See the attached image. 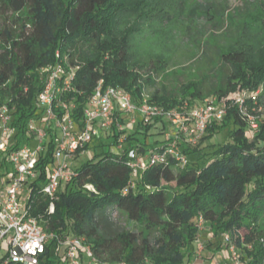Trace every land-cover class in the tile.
Returning <instances> with one entry per match:
<instances>
[{
    "label": "trees",
    "instance_id": "obj_1",
    "mask_svg": "<svg viewBox=\"0 0 264 264\" xmlns=\"http://www.w3.org/2000/svg\"><path fill=\"white\" fill-rule=\"evenodd\" d=\"M148 5L147 0H0V101L12 108V147L26 142L28 121L42 116L36 104L43 86L41 67L60 62L65 69L75 68L73 88L63 98L73 99L72 116L79 125L100 79L105 86L123 87L135 102L143 99L142 75L128 63L129 40L137 27L133 22L122 28L119 24L132 13L144 16ZM253 18L264 26V2ZM219 56L225 70L211 88L205 90L201 81L189 80L177 94L154 92L148 101L192 107L207 95L222 97L237 86L255 90L264 83V47L256 57L234 46ZM248 103L251 100L244 107ZM161 125L156 134L163 138L149 139L157 120H137L129 132L112 124L107 139L101 138L102 131L79 148L73 158L82 151L106 147L74 168L72 181L57 191L53 212L47 211L49 198L41 192L52 162L54 131L48 130L37 178L29 185L30 214L54 235L51 242L67 236L83 238L97 264H187L200 231L199 218L218 234L229 233L228 240L222 239L223 247L232 246L241 264H264L262 229L256 223L264 213V120L249 136L246 114L237 105L227 107L223 118L211 122L195 144L177 139L175 147L184 163L165 152L172 137L165 135V122ZM221 130H225L222 142L205 144ZM120 136L121 148L111 150ZM208 146L212 149L205 152ZM129 150L145 158L153 152H164V156L132 174ZM190 153L193 158L188 157ZM111 208L141 229L106 236L101 222ZM50 243L39 264L54 263L48 258Z\"/></svg>",
    "mask_w": 264,
    "mask_h": 264
},
{
    "label": "built area",
    "instance_id": "obj_2",
    "mask_svg": "<svg viewBox=\"0 0 264 264\" xmlns=\"http://www.w3.org/2000/svg\"><path fill=\"white\" fill-rule=\"evenodd\" d=\"M58 55L56 53L57 57ZM74 69L71 66L65 69L60 62L39 69L43 86L37 95L36 104L42 109V116L28 121V139L16 147H12L15 133L11 124L12 108L6 102L0 101V264H39L46 245L54 236L43 229L38 218L30 214V206L27 205L29 185L37 178V164L46 148L48 130L54 131L52 162L47 165V175L41 185V192L49 198L47 211L53 212L57 191L71 182L75 175L69 162L76 151L83 149L100 132L110 131L112 124L121 129L122 121L127 118L130 125H134L137 120L143 123L154 120L168 123L170 129L165 135L172 138L165 152L172 154L181 163L185 159L175 147L177 139L183 137L187 142L195 144L211 122H219L223 118L227 99L231 97L234 105L246 114L248 128L255 131L259 126L257 116L244 109L246 100L256 101L259 95L257 90L231 91L233 93L229 92L222 97L207 95L192 107H187L186 103L180 107H165L149 102L148 98L135 102L130 92L123 87L105 86L101 79L97 81L86 101L79 125L72 116L75 106L73 99L63 98V94L73 88ZM30 139L35 140L32 147L28 144ZM121 143L122 136L116 146L118 149L121 148ZM128 156L131 173L135 174L148 161H161L164 152H153L145 158L129 150ZM2 164L5 165L4 168ZM8 164L11 165L10 170L6 168ZM86 187L92 188L90 185ZM201 225L199 218L200 229ZM223 239L228 240L229 233H223ZM60 241L64 244L63 255L67 264H82L81 255L87 259L85 264L98 263L92 251L84 245L83 238L67 236ZM230 249L233 261L238 264L239 253L232 246ZM102 264L128 263L119 261ZM187 264L198 263L193 260Z\"/></svg>",
    "mask_w": 264,
    "mask_h": 264
},
{
    "label": "rangeland",
    "instance_id": "obj_3",
    "mask_svg": "<svg viewBox=\"0 0 264 264\" xmlns=\"http://www.w3.org/2000/svg\"><path fill=\"white\" fill-rule=\"evenodd\" d=\"M147 2L149 5L144 10V16L137 17L132 13L119 24L122 28L133 22L137 27L130 36L128 63L142 75L143 98H149L154 92L177 94L180 85L189 80L201 81L202 88L207 90L215 84L217 75L225 70L219 56L223 49L234 46L256 57L258 51L264 47V26L258 18H253L262 8L264 0H147ZM214 10L217 14H214ZM1 21L2 17L0 25ZM241 90L248 91L237 86L233 92ZM249 91L261 94L260 99L257 98L254 102L251 100V103L244 107L246 111L257 116L260 125V121L264 120V83ZM213 98L216 99L214 96ZM200 102L201 99L198 100V103ZM234 104L231 97L227 99L225 108ZM160 127L161 122L157 120V126L149 130V139L163 138V134H156ZM121 129L129 132L134 130V126L129 124L127 118L122 121ZM169 129V124L165 122L164 131ZM252 132L247 129V135L250 136ZM109 133L110 131L102 133L101 138L107 139ZM137 136L142 137V134ZM224 138L225 130H221L205 144L220 143ZM28 144L34 146L35 140L30 139ZM102 148L106 147L97 146L85 153H79L70 160V166L74 169L91 157L93 152H99ZM110 148L113 151L118 150L114 145ZM211 149L212 147L208 146L204 151ZM188 157L193 158L194 154L190 153ZM203 160L201 158L198 163L201 164ZM4 167L2 164V168ZM6 168L10 170L11 165L8 164ZM104 218L101 223L106 236L113 237L122 230L141 229L116 209H108ZM256 223L262 229L263 238L260 240L264 242V213L258 217ZM218 233L220 232L202 224L197 238L191 244L192 252L188 261L195 260L198 264H236L230 247H223V234ZM63 247L64 244L60 240L50 243L48 258L54 260L53 264H67ZM80 259L82 264L87 262L82 255ZM238 264H241L240 260Z\"/></svg>",
    "mask_w": 264,
    "mask_h": 264
}]
</instances>
